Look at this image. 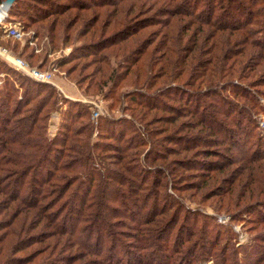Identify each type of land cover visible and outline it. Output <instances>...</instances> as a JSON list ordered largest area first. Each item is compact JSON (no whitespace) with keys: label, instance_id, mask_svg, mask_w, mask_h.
<instances>
[{"label":"trees","instance_id":"1","mask_svg":"<svg viewBox=\"0 0 264 264\" xmlns=\"http://www.w3.org/2000/svg\"><path fill=\"white\" fill-rule=\"evenodd\" d=\"M166 2L172 8H169L168 29L162 31L160 50L156 52L159 63L153 72L163 74L166 86L153 94L138 91L129 96L130 103L142 106V113L135 116L130 105V120L103 115L94 126L90 106L61 97L53 86L29 79L0 59V173L8 171L3 167L10 160L14 161L12 169L16 172L20 168L30 171L49 164L43 185H58L60 193L55 205L61 203L57 211L49 209L52 228L93 256L96 264H198L201 261L213 264L218 259L225 264L228 261L227 256L232 254L230 242L220 246L223 234L215 224V217L196 214L192 223L190 215L193 217V214L177 194L186 192L180 187L190 184L187 177L209 181L213 173L226 169L221 163L228 159L220 162L186 159L176 163L185 174L154 166L156 161L182 153L193 152L197 155L194 158L202 156L203 159L213 156L208 149L201 150L208 143L212 144L209 147L229 144V148H236L238 153L231 162H237L244 169V179L240 180L243 193L234 198L235 184H232L220 194L227 191V209L241 206L234 202L238 198L250 201L247 210L234 214L231 222L244 216L248 221L264 225V215H250L251 211L264 210V130L258 126L260 117H264V90L261 89L264 78L251 80L253 70L244 68L248 52L259 56V65L264 66V0ZM42 3L43 12L47 10L44 7L52 4ZM19 4V0L13 2L10 15ZM27 7L25 11L29 10L28 4ZM227 10L231 11L225 16ZM232 11L239 13L238 20L232 19ZM45 17L47 14L42 19ZM227 17L232 21H222ZM25 18L32 20L31 15ZM183 19H187L185 25H194L196 31L188 35L187 44L181 45L176 34ZM123 34L118 45L127 39ZM106 42L114 45L116 41ZM201 43L203 46L199 48ZM99 45L100 41L93 44ZM135 52L140 54V48ZM97 55L99 69L107 66L109 58L100 57L98 52L82 57L96 58ZM173 56L176 57L173 59ZM190 59L197 62L189 69ZM136 62L133 60L132 65ZM181 77L187 78L182 81ZM32 101L37 103L24 115ZM160 111L166 116H154L151 121L158 120L155 124L162 126L149 128L153 124L145 117L149 112ZM52 113L59 115L58 131L50 138L47 128ZM175 125H178L175 132L167 134L161 140L162 145H154V139L161 135L159 131L167 133ZM95 132L96 139H93ZM103 140L117 144H104ZM109 153L113 157H107ZM48 155L53 156L52 161L47 160ZM167 177L171 180L164 185L163 179ZM44 209L42 206L39 211ZM181 217L183 224L178 226ZM114 219L126 226L122 227ZM126 227L133 234H127ZM254 242L257 247L252 258L245 256L237 260L239 252H236L233 264H264V246L258 239ZM218 245L220 251L215 250Z\"/></svg>","mask_w":264,"mask_h":264},{"label":"rangeland","instance_id":"2","mask_svg":"<svg viewBox=\"0 0 264 264\" xmlns=\"http://www.w3.org/2000/svg\"><path fill=\"white\" fill-rule=\"evenodd\" d=\"M103 1H108V3L97 5ZM42 2L52 3L49 7H44L47 9L46 12L40 9ZM19 3L12 11V16L9 11L5 13L1 23L7 30H13V33L7 35L8 31L5 34L0 32V56L7 59L8 56L19 58L30 68L51 72L53 87L62 92L63 95L58 92L61 97L76 101L73 100L75 98L69 96V93L76 92L86 101L83 104L90 107L92 103L100 104L102 116L113 119L125 117L130 120L128 114L130 105L134 107L132 109L135 116L142 113V106L130 103L131 97L129 96H134L138 91L152 93L159 88H165L166 78L162 77L163 74L153 72L155 71L154 66L159 63L156 52L160 50L158 46L164 33L162 31L168 29L171 12L169 8H172L166 0H144L141 3L140 0H19ZM27 4L29 10L25 11L28 8ZM1 5L2 3L0 7ZM140 9L142 12H138ZM230 11H224V15L227 16ZM21 14L25 16H19ZM46 14L47 17L42 19V16ZM231 14H233L232 19H239V13L236 11H232ZM28 15L32 16L31 21L26 20L25 17ZM228 20L232 21L229 17L222 21ZM186 21L187 19H183L178 27L180 32L176 34L178 40H181V45L187 44L190 41L188 35L196 31L194 25H185ZM186 29L188 30L184 31ZM121 33L126 35L124 38L127 39L118 45V40L122 37ZM111 39L116 41L114 45H110L109 42L106 44V41ZM233 39L236 38L233 37ZM97 41H100V45L93 46ZM202 46L203 43L199 44V48ZM193 47L195 48V45ZM137 48H140L138 55L135 52ZM92 52H98L100 57L109 58L108 65L101 66L99 69L98 55L96 58L90 57L91 55L82 57ZM179 54L177 56H181ZM129 56L133 58L129 60ZM133 60L137 61L135 65H132ZM188 61L190 69L195 66L197 59ZM246 61L244 68L253 70L250 71L252 72L251 80L258 81L264 78V66L259 65V56L255 57L252 52H248ZM99 70H101L100 73H98ZM189 72L190 70H187L186 74ZM186 78L181 77L180 80L183 81ZM261 89L264 90V88ZM80 100L77 101L81 102ZM164 100L169 102L167 99ZM36 103L32 101L24 110V115L28 113V110L33 109ZM172 104L179 106L177 102ZM44 114L43 112L42 116ZM160 115L166 116L162 111L149 112L145 117L153 124L149 128L158 129L162 126L160 123L155 124L158 120L151 121L154 116ZM58 118V114L52 113L47 128L50 138H53L58 131ZM178 125L164 134L159 131L161 135L154 139V145L157 143L162 145L161 140L167 134L175 132ZM258 126L264 130V117H260ZM95 136L93 134L92 138L96 139ZM102 142L108 145L117 144L105 140ZM208 145L212 144L208 143ZM209 146L201 147V150L208 149L213 155L205 159L202 156L194 158L197 155H193V152L182 153L165 157L163 161H156L154 166H165L166 170H178L185 174L184 169L176 163L186 159H197L203 162H215L216 160L220 162L223 158L228 159L221 163V166H225L226 169L213 173L209 181L194 179L195 176L187 177L186 179H190L188 181L190 184L180 187L186 192L177 194L183 200L185 207L193 214V217L190 215L192 223L196 214L215 217V224L223 234L220 237L222 240L220 246L229 241V248L232 249V254L227 256L228 261L225 264H233V254L236 252H239L236 256L237 260L245 256L252 258V253L257 247L255 239H258V242L264 246V225L254 222L255 220L248 221V217L244 216L240 220L231 222L234 214L244 213L247 210V204L250 201L238 198L234 202L241 206L227 209L225 205L229 200V197L225 195L227 191L220 194L226 190V187L228 190L232 184H235L234 198L243 193L244 187L240 184V180L244 179V169L238 167L237 162H231L238 153L236 148H229V144L219 147ZM105 148L112 149L111 147ZM156 150L159 151L158 146ZM109 154L107 157H113V153ZM47 160L52 161L53 156L48 155ZM5 167H3L4 170L8 171L0 173V264H96L93 256L75 247L67 235H61L52 228V218L49 213L57 211L61 203L55 205L57 202L55 200L59 198L60 193V190H57L58 185L55 187L43 185L47 169L50 168L49 164L43 167L36 166L30 171L20 168L19 172H16L12 169L14 161L10 160ZM169 180H171L169 177L163 179V184L166 185ZM146 188L143 189L146 191ZM108 193H112L111 190H108ZM42 206H45V213L39 211ZM186 213L188 214V211ZM117 215L115 214L116 217ZM250 215L251 217L263 216L264 210L251 211ZM122 220H125L124 217ZM114 221L116 222L117 219ZM116 223L122 224V227L126 226V223H120V221ZM128 224L130 226L131 223L128 222ZM181 224H183L182 217L179 219L178 226ZM124 230L127 234L129 232L133 234L130 228L126 227ZM195 233L198 234L197 229ZM188 247H191V244ZM215 250L220 251L219 245ZM167 264L175 263L167 262ZM198 264H211V262L201 261ZM213 264H222V260L218 259Z\"/></svg>","mask_w":264,"mask_h":264},{"label":"built area","instance_id":"3","mask_svg":"<svg viewBox=\"0 0 264 264\" xmlns=\"http://www.w3.org/2000/svg\"><path fill=\"white\" fill-rule=\"evenodd\" d=\"M4 17H5V15L0 18V32H2V34H5L8 31L7 35H10L11 33H13V30H7L1 24L2 21L4 20ZM4 60L10 67L15 69L17 72L21 73L22 75L28 77L29 79H31V80H33L35 82H38V83H43V84H48V85L54 86V84H53V75H52L51 72L42 71V70H39V69H36V68H30L23 60H21L19 58H13V61L12 60L8 61L6 59H4ZM58 92L60 94H62V92L60 90ZM84 102H86V101H84ZM101 108H102V106L100 104H98V103H92L91 104V109H92L91 121H92L94 126L97 125L98 118L100 116H102V109ZM95 135H96V133H94V136Z\"/></svg>","mask_w":264,"mask_h":264},{"label":"crops","instance_id":"4","mask_svg":"<svg viewBox=\"0 0 264 264\" xmlns=\"http://www.w3.org/2000/svg\"><path fill=\"white\" fill-rule=\"evenodd\" d=\"M0 59L1 60H3L4 62H5V60L0 56ZM69 96L70 97H72V98H75V99H73V100H80L81 98H82V100H80L82 103L84 102V100H83V97H82V95H79L78 93H76V92H71V93H69Z\"/></svg>","mask_w":264,"mask_h":264},{"label":"water","instance_id":"5","mask_svg":"<svg viewBox=\"0 0 264 264\" xmlns=\"http://www.w3.org/2000/svg\"><path fill=\"white\" fill-rule=\"evenodd\" d=\"M14 1H15V0H5V1L2 3L1 7H2V6H5V7H6V13L9 11V9H10V7H11V5L13 4Z\"/></svg>","mask_w":264,"mask_h":264},{"label":"bare ground","instance_id":"6","mask_svg":"<svg viewBox=\"0 0 264 264\" xmlns=\"http://www.w3.org/2000/svg\"><path fill=\"white\" fill-rule=\"evenodd\" d=\"M5 13H6V7L5 6L0 7V14H1L0 18L3 17L5 15ZM8 57H9L8 59L7 58H3V57L2 58L6 59L8 61H11V60L13 61V58L11 56H8Z\"/></svg>","mask_w":264,"mask_h":264}]
</instances>
